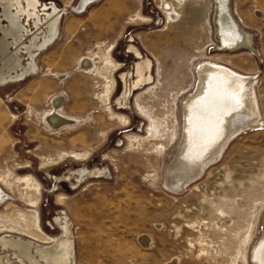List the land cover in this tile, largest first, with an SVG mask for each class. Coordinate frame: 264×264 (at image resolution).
Masks as SVG:
<instances>
[{
	"label": "rangeland",
	"instance_id": "1",
	"mask_svg": "<svg viewBox=\"0 0 264 264\" xmlns=\"http://www.w3.org/2000/svg\"><path fill=\"white\" fill-rule=\"evenodd\" d=\"M39 1L60 11L57 36L34 73L0 83V264H253L264 237V0H229L251 39L234 51L219 47L213 0ZM23 24L27 45L34 29ZM206 61L254 79L262 125L173 192L165 171ZM53 109L67 123L50 127Z\"/></svg>",
	"mask_w": 264,
	"mask_h": 264
},
{
	"label": "bare ground",
	"instance_id": "2",
	"mask_svg": "<svg viewBox=\"0 0 264 264\" xmlns=\"http://www.w3.org/2000/svg\"><path fill=\"white\" fill-rule=\"evenodd\" d=\"M24 1L26 14L28 8H35V1ZM94 1L80 0L76 7L85 8ZM213 1L219 47L228 51L241 48L251 50L250 35L244 32L229 14V0ZM12 3L16 4V13L10 18V26L6 32L11 37L15 36L19 30L17 15L22 13L20 3L19 0L0 1L2 7L6 9ZM50 18L52 21L56 19V13L53 12ZM7 64L10 65L11 62L8 60ZM114 67L115 65L111 66L112 69ZM253 84L254 79L250 75L241 74L219 63L206 61L198 66L194 88L185 98L182 106L181 139L177 143L176 155L165 171L164 185L169 190L183 191L200 178L207 166L219 160L227 144L237 134L262 125ZM108 90L105 94H108ZM59 115L53 109L48 116L46 115V123L50 127L67 123ZM5 198L6 196L0 190V204ZM20 219L26 224L27 222L30 224L33 220L37 221L36 218L32 220L29 215L23 213L20 214ZM37 229H39L38 226ZM25 232L32 233L29 227ZM70 247L69 242L68 252ZM40 257L45 258L43 255ZM64 258V255L61 257L56 255L53 260L47 257L44 263L52 261L53 264H64ZM250 260L253 264H264V237L251 249ZM169 264L176 263L173 261Z\"/></svg>",
	"mask_w": 264,
	"mask_h": 264
},
{
	"label": "flooded vegetation",
	"instance_id": "3",
	"mask_svg": "<svg viewBox=\"0 0 264 264\" xmlns=\"http://www.w3.org/2000/svg\"><path fill=\"white\" fill-rule=\"evenodd\" d=\"M34 1L35 8H28L25 14L24 10L26 8V3L24 0H19L20 10L22 12L17 15L19 30L18 33L12 37L6 32L10 26V18L16 13V4L12 3L7 9L3 8L0 4V54L7 53L6 58H4L0 64V83H5L16 78L19 79L34 73L37 70L35 56L51 45L57 36L60 11L56 9L52 2L42 3L39 0ZM53 12L56 13V19L52 21L50 17ZM32 13L34 14L33 16ZM4 21L6 25L1 24V22ZM23 21L34 29V31L30 33V40L27 45L21 43L24 34L27 33ZM52 37H54V39H52ZM8 38H10L12 42H8ZM10 48H12V51H10ZM22 51L29 57V62L26 67L21 64L19 54L22 53ZM8 60L11 62L10 65L7 64ZM18 70H20L19 73H17ZM12 73H14V75Z\"/></svg>",
	"mask_w": 264,
	"mask_h": 264
}]
</instances>
